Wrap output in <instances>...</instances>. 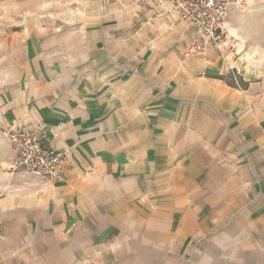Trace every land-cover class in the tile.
<instances>
[{
	"label": "crops",
	"instance_id": "obj_1",
	"mask_svg": "<svg viewBox=\"0 0 264 264\" xmlns=\"http://www.w3.org/2000/svg\"><path fill=\"white\" fill-rule=\"evenodd\" d=\"M55 14L0 80V264H264V62L189 53L156 0ZM25 126L66 153L56 178L12 168Z\"/></svg>",
	"mask_w": 264,
	"mask_h": 264
},
{
	"label": "rangeland",
	"instance_id": "obj_2",
	"mask_svg": "<svg viewBox=\"0 0 264 264\" xmlns=\"http://www.w3.org/2000/svg\"><path fill=\"white\" fill-rule=\"evenodd\" d=\"M60 1L0 0V80L6 81L15 76L24 61L23 45L26 35L32 28L47 26L53 22ZM239 10L237 27L242 30L240 34L248 38H242L237 30L233 31L228 26L227 35L219 49L232 50L238 59L244 60L243 56L249 55L257 62H264V0H258ZM235 72L241 86L238 87L244 89L242 71L236 69Z\"/></svg>",
	"mask_w": 264,
	"mask_h": 264
},
{
	"label": "built area",
	"instance_id": "obj_3",
	"mask_svg": "<svg viewBox=\"0 0 264 264\" xmlns=\"http://www.w3.org/2000/svg\"><path fill=\"white\" fill-rule=\"evenodd\" d=\"M155 1V0H154ZM166 3L171 10L186 21L196 35V41L189 50L200 52L209 46L221 48L227 35L226 23L230 10L242 8L258 0H156ZM234 83L240 86L239 78L233 74ZM36 127L12 128L5 131L16 157L13 169L37 173L44 179L57 177L67 160L65 152L45 146L43 136Z\"/></svg>",
	"mask_w": 264,
	"mask_h": 264
},
{
	"label": "bare ground",
	"instance_id": "obj_4",
	"mask_svg": "<svg viewBox=\"0 0 264 264\" xmlns=\"http://www.w3.org/2000/svg\"><path fill=\"white\" fill-rule=\"evenodd\" d=\"M251 4V3H250Z\"/></svg>",
	"mask_w": 264,
	"mask_h": 264
}]
</instances>
